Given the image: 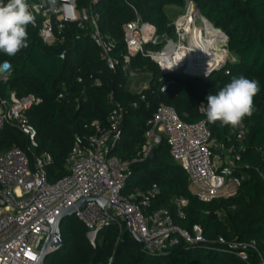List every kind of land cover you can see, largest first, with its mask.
I'll return each mask as SVG.
<instances>
[{"label": "trees", "instance_id": "1", "mask_svg": "<svg viewBox=\"0 0 264 264\" xmlns=\"http://www.w3.org/2000/svg\"><path fill=\"white\" fill-rule=\"evenodd\" d=\"M90 1L75 0L76 9L90 8L97 16L101 34L116 44L114 57L120 65L127 54L123 25L138 15L156 29L158 36L174 38L166 9L183 10L189 2L200 17L227 37L225 49L234 60L209 77H188L163 75L150 58L131 57L129 69L138 76L150 77L142 101L138 93L130 90L131 79L121 66L113 72L101 61L100 51L88 36L89 29L80 31L69 24L62 31V42L49 47L38 36L40 18L35 16V26L27 28L28 47L15 56L0 52V64L8 62L12 69L9 81L0 83V96L13 92L19 98L31 95L40 100L27 113V119L36 131L34 153H47L52 158L47 168L49 183L67 176L65 165L75 136L88 135L87 126L93 121L106 126L112 108L110 95L125 110L121 138L111 156L131 163L143 141L146 122L159 105L173 109L181 122L197 124L201 121L198 104H207V96L216 94L234 77L243 75L259 81L260 91L254 98L253 115L245 117L235 129L221 127L220 122L210 123L206 117L211 140L225 148L233 144L232 132L246 131L244 151L236 162L239 169L234 174L239 186L232 196L210 203L191 196L187 175L173 162L164 142L155 148L153 158L130 165L131 174L122 195L146 193L155 185L159 194L150 201L151 209H166L173 225L191 237L193 227H199L204 244L190 245L179 240L166 254L152 257L144 253L128 230L120 231L112 225L98 232L92 247L87 229L73 215L62 221L61 246L43 264H109L110 260V264H264V0H99L94 5ZM162 46L147 48L158 52ZM57 49L66 51L64 59L53 55ZM95 81L100 82L99 87ZM163 86L166 88L161 91ZM12 148L26 151V138L5 126L0 135V152ZM174 199L186 202L183 217L172 205ZM219 239L227 243L254 241L256 251H248L243 261L219 245Z\"/></svg>", "mask_w": 264, "mask_h": 264}, {"label": "built area", "instance_id": "2", "mask_svg": "<svg viewBox=\"0 0 264 264\" xmlns=\"http://www.w3.org/2000/svg\"><path fill=\"white\" fill-rule=\"evenodd\" d=\"M98 1L91 0L90 3L94 5ZM27 2L34 16L40 18L38 36L45 45L54 47L61 43L62 31L69 24H74L80 31L89 29L88 36L100 51V59L107 69L114 72L121 66L122 72L131 80L138 76L129 69L130 58L136 55L150 58L163 75L182 70V67L165 70L155 57L163 56L169 48L175 51L180 47L188 48L189 43L183 44L184 40L188 38L190 42L200 30L196 27V19L200 15L192 2L187 3L184 15L172 25L177 43L168 40L165 35L158 36L153 26L135 15L134 20L122 27L127 54L120 65L114 57L115 42L101 34L97 16L90 8L78 11L75 0H56L54 9L42 0ZM158 45L164 46L158 52L147 48ZM11 73L10 64L1 63L0 83H7ZM183 73L189 75L184 69ZM78 82L81 80L78 79ZM95 85L99 87L100 82L95 81ZM165 88L163 86L161 91ZM147 89L138 93L140 100H144L142 92ZM109 101L112 108L106 126L93 121L87 126L90 130L88 135L75 136L66 160L67 176L56 183H49L47 168L52 164V158L47 153H34L37 148L36 131L27 119V113L38 106L40 100L31 95L19 98L13 92L0 96V135L8 126L20 132L27 142L26 151L12 148L0 152V264H37L51 227L57 217L69 208L75 209L74 216L87 229V238L88 234L92 235L91 239L88 238L92 247H95L98 232L112 225L120 231L128 230L141 244L144 253L152 257L166 254L179 240L190 245L205 243L199 227H193L191 237L173 225L166 209H151L150 201L159 194L155 185L146 193L122 195L131 174L130 165L151 158L155 148L164 142L173 162L187 175L190 195L201 203H210L220 196L229 197L236 192L239 180L234 174L239 169L236 162L244 151L246 131L232 132L233 144L225 148L211 140L206 125L205 102L197 106L201 117L197 124H185L173 109L159 105L146 122L143 141L133 161L125 163L111 156L121 138L125 110L112 95ZM234 186L235 191L231 194ZM82 199L88 201L76 208L75 205ZM172 205L183 217L182 209L186 202L174 199ZM220 216L217 214V217ZM54 241L61 243L60 236ZM217 243L243 261L247 260L248 251H256L254 241L227 243L219 239ZM55 251L51 249L50 253Z\"/></svg>", "mask_w": 264, "mask_h": 264}, {"label": "clouds", "instance_id": "3", "mask_svg": "<svg viewBox=\"0 0 264 264\" xmlns=\"http://www.w3.org/2000/svg\"><path fill=\"white\" fill-rule=\"evenodd\" d=\"M52 9L56 0H47ZM36 24V17L30 11L27 0H0V52L15 56L28 47L29 25ZM259 81L243 75L234 77L216 94L207 96L206 117L210 123L220 122V126L241 125L245 117L255 111L254 98L259 93Z\"/></svg>", "mask_w": 264, "mask_h": 264}, {"label": "bare ground", "instance_id": "4", "mask_svg": "<svg viewBox=\"0 0 264 264\" xmlns=\"http://www.w3.org/2000/svg\"><path fill=\"white\" fill-rule=\"evenodd\" d=\"M203 34L190 39L189 47H180L177 51L169 48L163 56L157 55L155 58L165 70L183 68L185 73L191 71V76L205 74L209 69L220 66L224 63L226 55L219 48V44L225 42L220 33L214 30L206 21L202 19ZM186 64V65H185Z\"/></svg>", "mask_w": 264, "mask_h": 264}, {"label": "water", "instance_id": "5", "mask_svg": "<svg viewBox=\"0 0 264 264\" xmlns=\"http://www.w3.org/2000/svg\"><path fill=\"white\" fill-rule=\"evenodd\" d=\"M203 20L206 21L205 19H203ZM214 30H216V29H214ZM221 37H223L225 42H227V37L223 33H221ZM65 54H66V51L64 49H57L53 52V55L56 56L57 58H60V59H64ZM224 64L225 63L221 64L220 66H216V67L209 69L205 74L196 75V76H198V77H209L212 73L221 69L224 66ZM153 157H154V153L152 154L151 158H153ZM89 200H92V199H89ZM85 201H88V200L87 199L80 200L75 205V207L79 208ZM74 211H75L74 208H69V209L65 210L64 212H62L57 217L54 225L50 229V233L48 234V236H47V238H46V240H45V242H44V244L40 250V254H39L37 264H43L46 257L50 254V250L51 249L57 250L61 246V243L55 242L54 240L56 239L57 236H60V227H61L62 221L67 217H72L74 215ZM91 237H92V235L88 234V238L91 239Z\"/></svg>", "mask_w": 264, "mask_h": 264}, {"label": "rangeland", "instance_id": "6", "mask_svg": "<svg viewBox=\"0 0 264 264\" xmlns=\"http://www.w3.org/2000/svg\"><path fill=\"white\" fill-rule=\"evenodd\" d=\"M184 13H185V8L183 9V10H178V9H176V8H172V9H166V14H167V16H168V18H169V20H170V22H171V24L173 25V23H174V21H176L179 17H181L182 15H184ZM202 17H200V16H198L197 17V19H196V27H197V29H200V30H202L203 31V23H202ZM210 25V24H209ZM200 34H203L202 32H199ZM168 40H171V41H173V42H175V43H177L178 41H177V39L174 37V38H172V36H169L168 38H167ZM189 43V40H188V38H186L185 40H184V42H183V44H188ZM163 44H165V43H163ZM224 44H226V42H224V43H222V44H219V48L222 50V52H223V54L224 55H226V58L224 59V63H226V62H228V61H233L234 60V58L233 57H231L229 54H228V52H225L224 50H226L225 49V45ZM164 48V46H162V49ZM161 49V50H162ZM185 72H186V70H185ZM187 72H189V74H191L192 72L191 71H187ZM171 75H175V76H188V77H198V76H189V75H186V74H184L183 73V69L182 70H180V71H178V72H176V73H173V74H171ZM149 76L148 75H140V76H137L135 79H132L131 81H130V85H131V87H130V90L132 91V92H135V93H139L140 91H142L144 88H147L148 87V81H149ZM231 181H233V179H231ZM235 186L233 187V188H231V190L232 191H230V193L231 194H233L234 193V191H235ZM230 190V189H229ZM227 193H229V191H227ZM222 197H224V196H220V198H222ZM226 197V196H225ZM224 197V198H225Z\"/></svg>", "mask_w": 264, "mask_h": 264}, {"label": "crops", "instance_id": "7", "mask_svg": "<svg viewBox=\"0 0 264 264\" xmlns=\"http://www.w3.org/2000/svg\"><path fill=\"white\" fill-rule=\"evenodd\" d=\"M172 8H174V7H171L170 9H172ZM215 143V142H214ZM217 145V144H216Z\"/></svg>", "mask_w": 264, "mask_h": 264}]
</instances>
